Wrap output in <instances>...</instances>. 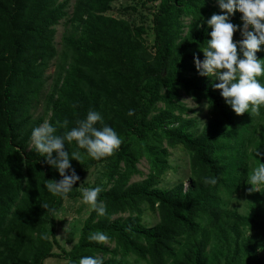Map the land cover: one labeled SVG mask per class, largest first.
<instances>
[{
	"label": "trees",
	"instance_id": "obj_1",
	"mask_svg": "<svg viewBox=\"0 0 264 264\" xmlns=\"http://www.w3.org/2000/svg\"><path fill=\"white\" fill-rule=\"evenodd\" d=\"M113 1L0 0V264H44L55 256L69 264L82 256L99 264H264V184L250 192L247 183L264 163V109L236 115L211 87L218 81L199 75L193 62V54L203 59L206 19L222 10L216 0H160L148 43L143 25L109 14ZM239 17L234 11L229 19L239 25ZM62 19L71 28L59 53L54 38ZM55 58L47 121L67 119L71 128L95 110L121 141L97 160L81 149V162L71 161L80 179L63 198L43 187L61 177L29 139L45 121L31 108L41 102ZM183 95L206 107L204 123ZM177 148L188 155L190 184L161 186ZM142 158L149 173L131 182L142 174ZM93 168L101 175L83 184ZM87 185L101 189L105 215L91 209L72 227L78 239L70 250L55 253L57 215ZM238 195L246 198L245 213L230 206ZM93 232L107 239L90 241Z\"/></svg>",
	"mask_w": 264,
	"mask_h": 264
},
{
	"label": "clouds",
	"instance_id": "obj_2",
	"mask_svg": "<svg viewBox=\"0 0 264 264\" xmlns=\"http://www.w3.org/2000/svg\"><path fill=\"white\" fill-rule=\"evenodd\" d=\"M216 3L222 11L206 19L209 38L198 45L203 59L193 54L194 66L199 75L218 81L211 87L219 90L225 104L236 115L257 114L264 109V84L258 79L264 77V58L257 57V52L264 51L261 47L264 45V0H216ZM234 11L240 13L242 23L239 25L229 19ZM234 32H239L241 38L234 40ZM131 114L129 111L128 115ZM57 128L63 131L57 134ZM29 139L44 163L55 168L61 177L50 179L51 182L46 179L43 187L61 198L80 179L71 161L81 162V149L87 157L97 160L112 155L121 143L115 130L104 124L101 114L91 109L83 119L75 120L71 128H68L67 119L54 124L45 120L31 129ZM73 142L69 151L66 145H73ZM247 183L252 186L248 191H259L257 186L264 184V163L253 168ZM100 192L99 187L81 188L80 198L102 217L106 209L103 202L97 200ZM41 206L48 210L47 203L42 202ZM88 239L99 243L107 236L103 232H93ZM78 264H99V261L92 256H82Z\"/></svg>",
	"mask_w": 264,
	"mask_h": 264
},
{
	"label": "rangeland",
	"instance_id": "obj_3",
	"mask_svg": "<svg viewBox=\"0 0 264 264\" xmlns=\"http://www.w3.org/2000/svg\"><path fill=\"white\" fill-rule=\"evenodd\" d=\"M160 0L147 1V0H114L111 3V10L109 14L129 19L135 24L143 25L146 29L145 37L148 43H152L153 40V14ZM71 12V8L69 9ZM71 26L66 19H62L58 25H56L55 44L59 53L62 50V35L68 31ZM57 58L50 61L49 68L45 73V83L41 94V102H38L31 112L37 117L43 116L47 121L50 116V110L47 106L48 96L51 93V87L53 85V77L56 72ZM60 61V59H59ZM182 100L195 111H201L198 118H201V123L205 122L204 114L206 113V107L197 104L190 97L183 95ZM171 168L166 172L161 186L173 185L179 179L184 180V186L188 187L190 184L189 169H188V155L179 148L172 150L169 158ZM142 174L132 177L131 182L141 181L149 173V164L144 158L138 164ZM102 168H93L83 179V184H91L101 175ZM87 187H91L90 185ZM86 187V188H87ZM231 208L237 209L241 213H245L247 208V201L245 196L238 195L230 201ZM91 207L83 204L81 198L78 199H66L62 211L57 215V227L56 238L59 243V247L54 248V252L60 254L62 249L70 250L72 245L77 241L78 234L72 233V227H80L83 225L84 220L89 216ZM154 222V220H153ZM44 264H69V259L63 257H49L44 261Z\"/></svg>",
	"mask_w": 264,
	"mask_h": 264
}]
</instances>
